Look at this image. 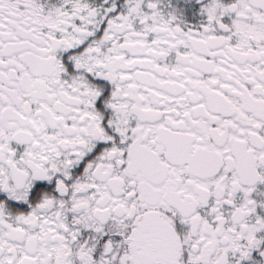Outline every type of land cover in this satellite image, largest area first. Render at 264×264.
Segmentation results:
<instances>
[{
	"label": "snow or ice",
	"instance_id": "6c2138e0",
	"mask_svg": "<svg viewBox=\"0 0 264 264\" xmlns=\"http://www.w3.org/2000/svg\"><path fill=\"white\" fill-rule=\"evenodd\" d=\"M0 264H264V0H0Z\"/></svg>",
	"mask_w": 264,
	"mask_h": 264
}]
</instances>
